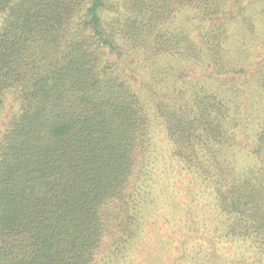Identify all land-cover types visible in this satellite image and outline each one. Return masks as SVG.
<instances>
[{
	"label": "trees",
	"instance_id": "trees-1",
	"mask_svg": "<svg viewBox=\"0 0 264 264\" xmlns=\"http://www.w3.org/2000/svg\"><path fill=\"white\" fill-rule=\"evenodd\" d=\"M225 4L0 0V109L10 98L16 104L0 138V264H111L132 248L149 205L135 192L145 189L138 181L161 117L174 155L199 183L197 193L207 194L200 229L211 224L209 235L230 239L231 253L264 264V61L251 73L229 58L242 54L230 52L223 25L201 34L205 45L163 27L182 9L210 17ZM108 8L117 15L110 31ZM124 51L159 58L161 88L174 78L173 92L157 99L152 85L147 99L137 93L110 70L113 54L121 59ZM179 58L251 75L232 93L202 94L199 80L178 86ZM242 105L260 111L247 114L244 144L237 141Z\"/></svg>",
	"mask_w": 264,
	"mask_h": 264
},
{
	"label": "rangeland",
	"instance_id": "rangeland-1",
	"mask_svg": "<svg viewBox=\"0 0 264 264\" xmlns=\"http://www.w3.org/2000/svg\"><path fill=\"white\" fill-rule=\"evenodd\" d=\"M225 3L219 14L210 17L204 16L203 12L196 9H182L176 13L170 23L163 27L173 32L188 31L197 42L205 45V39L201 34L212 30L217 32L223 25L227 29L229 37L227 46L230 52L233 55L242 54L234 58L229 54V58L234 59L237 65L249 69L252 73L258 68L259 63L264 61V0H225ZM114 17L117 15L112 8L104 9L103 22L108 31L111 30ZM111 59L110 70L118 68L133 89L144 98L146 97L145 99L151 93L148 86L154 85L153 91L159 93L157 99L164 96L166 91L173 92L172 87L167 88L174 80L171 78L172 75H169L171 78L167 82L169 84L161 88L162 83L159 82L162 77V68L160 67L165 64L160 63L159 58H157L158 61L154 58L145 62L144 57L138 52L125 53L124 51L121 59L116 54H113ZM180 63L179 58V62L175 63L179 68L176 71L179 76L178 86L185 88V85L192 86L199 80L202 94L205 92L232 93L233 88L244 85L247 76L251 75V73L245 75L237 71H215L206 60L205 63L194 60L186 64L180 65ZM186 79L187 83H185ZM148 102L152 108H155V100L150 99ZM15 105L10 98L0 109V138L5 131L10 114L16 108ZM256 107L249 109L242 105L239 112H236L240 127L238 129L241 131H238L239 143L244 144L248 138L245 133L249 132L247 130L251 125L246 120L247 114L251 111L256 116L260 114V111L255 110ZM243 154L244 152L239 153L241 160ZM145 164L144 174L138 181L141 186L144 185L145 191L139 190L138 187L135 192L137 203L145 195L149 200L142 219V230L136 233L132 240L136 241L132 244L133 247L123 248L120 253L116 252L119 256L111 264H249L240 255L230 252L233 246L230 239L216 240L217 237L215 238L213 234L209 235L213 233L211 224L207 225L208 227L205 226L206 231L200 229V224L203 226V223L200 221L202 215L198 210L200 206L209 203L207 194L197 193V191L200 192L199 183L192 181V175L187 172L185 164L174 155V144L168 136L166 123L162 117L153 121ZM191 184L194 185L190 186ZM191 190L194 192L191 193ZM132 191L134 192L133 189ZM185 203H189L188 208L187 204L182 208L181 204ZM190 215L193 217L191 218ZM187 218L192 220L191 231L195 229L190 235L185 230L190 231L185 225ZM214 241H216L215 244ZM213 244L215 251H213ZM222 250L226 253L230 252L229 255H224Z\"/></svg>",
	"mask_w": 264,
	"mask_h": 264
}]
</instances>
